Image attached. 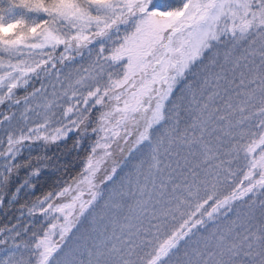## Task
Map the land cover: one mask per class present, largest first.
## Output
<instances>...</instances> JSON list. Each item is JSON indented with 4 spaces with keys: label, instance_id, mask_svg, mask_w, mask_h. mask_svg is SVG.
I'll return each mask as SVG.
<instances>
[{
    "label": "snow or ice",
    "instance_id": "6c2138e0",
    "mask_svg": "<svg viewBox=\"0 0 264 264\" xmlns=\"http://www.w3.org/2000/svg\"><path fill=\"white\" fill-rule=\"evenodd\" d=\"M122 26L130 31L120 37ZM96 41H101V55L111 41L110 54L103 59L121 65L122 75L113 78L109 73L101 83L103 65L97 55L96 63L83 70L87 75L78 70V78L67 84L62 95L54 91L53 99L42 106L46 109L43 122L27 133L8 134L7 147L0 150V158L7 161L0 171L2 191L9 174L19 167L15 161L26 140L54 143L82 127L87 132L92 110L105 109L98 127L92 129L103 135L88 157L86 175L74 189L66 187L57 197L49 193L38 199L29 213L39 210L52 221L35 243L33 256L25 261L5 253L0 264H169L184 246L181 242L186 244L197 235L194 230L217 221L223 227L217 225L203 237L201 246L185 252V264H264V199H255L264 197V0H181L179 6L156 0H0V106L20 104L17 90L47 76L57 63L74 60V53L83 56V50ZM190 74H198L199 79L189 83ZM182 81L190 91L193 119L181 131L177 127L180 113L175 112L174 126L157 135V125L170 118L167 102ZM44 92L43 86L37 88L24 97V103ZM56 107L61 109L59 121L54 120ZM32 110L26 108V113ZM13 115H4L0 125ZM57 123L49 132L50 125ZM145 142L151 147L147 174L142 162L135 191L129 178L121 183L119 193L104 202L105 209L115 212L111 234L105 227L99 242L91 243L86 252L66 254L73 229L103 195V185L116 177L119 165L112 159L113 166L99 181L97 173L114 152L125 153L121 144L129 146L131 155ZM233 160L243 161V168L237 169L242 180L220 196L221 176L225 180L237 176L231 168ZM38 174L37 170L34 175ZM162 174L167 184H159L161 207L157 210L148 189L151 184L155 192ZM80 185L87 188V200ZM168 185L172 193L183 190L186 195L165 201ZM69 192L76 193L69 202H56ZM117 194L119 200L113 198ZM237 201L245 205L242 215L236 211ZM4 203L0 198V206ZM149 205V224L160 221L152 225L157 233L168 217L172 221L179 217L178 225L163 240L157 237V242L145 238L146 232L151 233V227L143 228ZM120 212L125 213L123 223ZM7 243L0 239V245ZM143 245H151L152 250L141 255L137 250Z\"/></svg>",
    "mask_w": 264,
    "mask_h": 264
},
{
    "label": "trees",
    "instance_id": "16d2710c",
    "mask_svg": "<svg viewBox=\"0 0 264 264\" xmlns=\"http://www.w3.org/2000/svg\"><path fill=\"white\" fill-rule=\"evenodd\" d=\"M158 2L179 6L181 0H158ZM61 51L62 48L57 52V55H60ZM90 56L85 57L84 54L80 58H75L74 61L57 63L56 68L51 69L47 76H41L39 79L31 80L28 88L17 90L16 95L17 98L21 100L20 104L8 102L0 106V119H2L4 115H12L14 113L12 119H14L15 124L18 125L14 133L19 135L21 132L25 133L28 131V124L30 123V120L32 117L43 111L42 106H44V101L52 92L54 86L52 77L55 75L54 73L60 71L62 72L61 74H65L70 68L74 69V66L76 68H81L84 63L88 64ZM198 79V74L196 76L190 74L188 82L191 83L193 80ZM183 84L184 82L182 81L181 85L177 86L168 103L170 111H175L172 107L174 106L176 108L179 104L181 110V118L179 120V124L182 126L180 129L181 131H183L186 125L193 119V113L189 115V109L191 108L190 91L184 87ZM42 86L46 89V92L38 94V96L34 97L30 103L25 104L24 97L28 96L31 92L35 91L37 88H41ZM38 105L41 107H38ZM26 108H31L33 110L26 113ZM176 109H178V107ZM104 110L105 109L100 106H97L96 109L92 110L87 125V132H85L82 127L80 131H73L66 139H61L54 143L46 142L44 140H26L24 142L21 146V154L15 161L19 167H17L13 173L9 174V181L7 185L3 187L2 191H0V198H3L5 201L4 205L0 206V232L3 233V236L0 237V239L8 240L7 244L0 245V247L8 246L11 242L28 240L30 238L42 236V227L38 225L37 221H30L28 211L36 205L38 199H43L49 193L53 194L78 183V180L85 172L84 170L87 167L88 157L91 155L92 148L94 147L96 136L91 133L92 129L98 125V119L101 112ZM6 122L8 121H5L4 124ZM4 124L0 125V136L5 133L3 127ZM53 126L54 125H50L49 132H51V128ZM162 126L157 125V129H159L157 135L160 134ZM41 135H43V133ZM131 139H134V136H132ZM2 140L3 143L0 141V150H4L7 147L6 139L2 137ZM225 144L227 145V141H225ZM121 147L126 148L125 153H120L119 151L114 152L113 158L108 159L107 163L104 165V170L101 171L102 173H100V177L97 181L102 179L105 176L106 171L110 170L113 166L112 159H114L119 165L117 174L123 175L124 173H131L133 171V163L130 158H132L134 151H132L131 155H128L127 148L129 146L121 144ZM221 151H226V148L221 149ZM222 159L228 160L231 159V157L222 156ZM6 162L7 161L4 158H0V171H4L3 164ZM231 168L233 171L243 168V161L233 160ZM37 170L39 171V174L34 175ZM201 175H205L203 170H201ZM180 179L182 178L177 176V180ZM240 180H242V174L238 171L236 177L229 176L227 180L221 176L220 184L218 185V194L220 196L228 194L234 187L237 186ZM26 181L27 183H25ZM168 187L165 201L169 200L173 195H186L183 190L177 193H172L171 185ZM17 189H19V192H17ZM207 191L209 194L211 193V185H208ZM154 193L155 192H151V195L152 197L154 196V203L158 206V199L155 196L157 193ZM13 196L16 198L13 199ZM85 196L88 197V195ZM204 196L205 192L201 190L200 197L203 198ZM255 199L259 202V200L264 199V197L258 196ZM235 207L236 211L241 215L245 211V205L241 201H237V205ZM124 214V212H120L121 219ZM229 217L235 219V214L230 213ZM149 220H151V215L147 220L145 218L143 221V228L148 229L151 227V233L146 232L145 238L149 241L157 242V237L159 240H163L165 238V234L171 230L172 226L178 225L179 217H177L176 221H172L171 217H168L166 223L162 225L159 233H157L155 227H152V225L160 223V221L152 220V225H150ZM107 222L109 224L107 225L108 227L111 225L110 218H107ZM217 225L221 228L223 227V223L217 221L209 222L206 229L201 227L199 230H194V232H197V235L189 238L186 244L184 241L181 242L184 246L181 247L177 254L170 259L169 264H185V252L191 253L194 248L201 246L203 237H207ZM75 229L76 228L73 229V233ZM16 233H19V235H16ZM96 241H98V239L95 238V243ZM139 242L140 240L137 238V243ZM151 250V245H143L142 249H138L137 251L143 255Z\"/></svg>",
    "mask_w": 264,
    "mask_h": 264
},
{
    "label": "rangeland",
    "instance_id": "374dc122",
    "mask_svg": "<svg viewBox=\"0 0 264 264\" xmlns=\"http://www.w3.org/2000/svg\"><path fill=\"white\" fill-rule=\"evenodd\" d=\"M126 31H130V30L127 29L126 27L122 26V29H121V32L119 33V36L123 37V35L125 34ZM116 39H117V37L113 36V40H116ZM117 42H119V41H117ZM100 44H101V41H96L94 44L89 46V49L91 50V56L89 55V49L83 50L85 57L90 56L88 64L84 63V65L81 68H76L74 66V69L70 68L69 71L66 72L65 74H61L62 72H60V71H57V73H54L55 75H53V77H52V82H54V88L52 89V92L48 95L47 99L44 101V105H46L49 100L53 99L54 91L57 95H62L63 91L66 90L67 84L75 82V79L78 78L77 77L78 70H79L80 74L87 75V73H85L83 70L88 69L91 65H94L96 63L97 55H101V54H99ZM111 47H112L111 41L107 42L105 45V53L101 55V59L99 61V64L103 65V70L100 71V75H99V79H100L101 83H104L107 80V75L109 73L112 74L113 78H118L119 76L122 75L123 71L125 70L121 65H116L112 62H109V61H106L103 59V56L110 54ZM74 55L76 58L82 57V56L75 54V53H74ZM74 60H68V61H74ZM97 70L99 71V67L97 68ZM93 74L95 75V73H93ZM62 84L64 85V88L61 87ZM60 103H63V101H60ZM177 107H178V109H176ZM176 108L173 106L172 109L175 111H170L168 108V104H167V113H168V116L170 118L166 122H164L162 128L160 129V134L164 133L167 128L174 126V120L172 119V117L175 115V112L180 113V115L178 117V119L180 120L181 110H180L179 104L176 106ZM191 108H194V105L191 104ZM54 110L57 113V115L54 117V120L57 121V119H59L61 116V109L59 107H56V108H54ZM45 111H46V109L43 107V111L41 113L32 117V119L30 120V123L28 124V129L32 128V127H36L39 123L43 122ZM190 114H191V112L189 111V115ZM54 126H59V124H55ZM3 127H4L5 133L0 136V141H2V143H3L2 137H4L6 139L8 134L14 133V131L17 129L18 125L15 124L14 119H12L10 122L9 121L6 122ZM177 127L179 129L182 128V126H180V124ZM129 131L131 132V128L129 129ZM98 134H99V137H101L103 135V133H101V132H99ZM98 140H100V139H98ZM97 152H98V154L102 155L101 149H98ZM150 152H151V147L148 145V142H145V144L140 145L139 148L134 150V152L132 154V158H130V159H132V163H133V171L131 173H124L123 175L117 174L116 177H113L112 181H108L106 184L103 185V187L101 189V191L103 192V195L97 200L96 204H94L92 206V208H90L89 211L86 212L83 217H81L80 223L76 226V229L74 230V234L69 236L68 243L66 245V254L70 253L74 256H78L81 253L86 252L88 246L91 243L95 242V238L98 239V242H99V239L101 238L100 232L102 231L103 228H105V227H107V225H109L107 222L108 217L106 214L109 215V218L112 217V221H113L114 214H115L114 210L109 211L108 209L104 208V202L109 198V196H112V194L114 192L119 193L121 191V188H120L121 183L126 182L129 178L132 180L131 187H132L133 191H135V183H136V178L138 175L137 167L143 162V171L145 172V174H147L148 162L150 159ZM100 173H102V172L97 173V180L100 177ZM83 175H86V173L84 172ZM82 176L80 177V179L82 178ZM80 179L78 180V182L80 181ZM141 180L143 181V177H141ZM161 182L167 184L166 175L162 174L160 177V180L157 181L158 185L156 187L154 194L157 193L155 196L157 197L158 200L160 199L159 184ZM80 187L85 191V195H87L86 186L82 185ZM71 188L74 189L75 186H72ZM168 189H169V187H168ZM124 190L125 191L127 190V185H126ZM61 191L54 193L53 196L57 197L58 193ZM148 191H149V194H151V192H153L151 184H149ZM166 192H167V189L164 192V196H163L164 200L166 197ZM74 194H76V193L75 192H69L65 197H59L56 200V202L57 203L69 202L70 197ZM85 195H84L83 199L87 200L89 197H86ZM113 198L116 200L120 199L118 194L116 196H114ZM125 199L129 203H131L130 198L125 197ZM152 204L156 205V203H154V196L152 199ZM156 208L157 209L160 208L159 203H158V206L156 205ZM31 209L28 211L29 213H30ZM151 211H152V208H151V205H149L146 220L151 215ZM119 215H120V213H119ZM101 217H103V219H101ZM29 218L32 221H35V220L38 221V225L40 227H42L43 234L48 230V227H50V224L52 222L48 219L46 214L42 215L39 212V210H37V212L34 214H30ZM121 223H123L122 219H121ZM113 226H114L113 223H111V225L108 226L109 234H111ZM43 234H42V236H43ZM39 238L40 237H35V238H31V239L25 240V241L11 242L9 244V246H5L3 248H0V258H3L5 253H8L9 255L15 254L16 256L21 257L25 261H27L29 259V257L33 256V252L35 251L34 245L38 241ZM14 243L16 245H19V247L18 248L13 247Z\"/></svg>",
    "mask_w": 264,
    "mask_h": 264
}]
</instances>
